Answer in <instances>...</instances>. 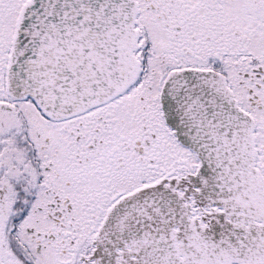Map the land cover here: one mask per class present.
I'll list each match as a JSON object with an SVG mask.
<instances>
[{"label":"snow or ice","instance_id":"snow-or-ice-1","mask_svg":"<svg viewBox=\"0 0 264 264\" xmlns=\"http://www.w3.org/2000/svg\"><path fill=\"white\" fill-rule=\"evenodd\" d=\"M0 264H264V0H0Z\"/></svg>","mask_w":264,"mask_h":264}]
</instances>
